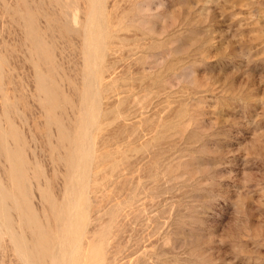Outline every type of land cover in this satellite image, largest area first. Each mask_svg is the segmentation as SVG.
<instances>
[{
    "label": "rangeland",
    "instance_id": "1",
    "mask_svg": "<svg viewBox=\"0 0 264 264\" xmlns=\"http://www.w3.org/2000/svg\"><path fill=\"white\" fill-rule=\"evenodd\" d=\"M0 64V264H264V0H0Z\"/></svg>",
    "mask_w": 264,
    "mask_h": 264
},
{
    "label": "bare ground",
    "instance_id": "2",
    "mask_svg": "<svg viewBox=\"0 0 264 264\" xmlns=\"http://www.w3.org/2000/svg\"><path fill=\"white\" fill-rule=\"evenodd\" d=\"M72 1H73V0H72ZM89 1H90V0H89ZM94 1H95V0H94ZM56 2H57V1H56ZM63 2H64V1H63ZM68 2H69V1H68ZM58 3H60V2L58 1ZM92 3H94V2H92ZM92 3H91V4H92ZM98 3H100V2L98 1ZM65 4L67 5V3H65ZM96 4H97V2H96ZM96 4H95V5H96ZM62 5H63V4H62ZM95 5H94V8H95ZM98 5H99V4H98ZM90 6H91V5H90ZM92 6H93V5H92ZM63 7H64V6H63ZM73 7H74V6H73ZM94 8H93V9H94ZM65 11H66V10H65ZM65 11H64V12H65ZM67 12H68V11H67ZM70 12H71V11H70ZM70 12H69V13H70ZM73 12H74V11H73ZM97 12L99 13V11H97ZM69 13H68V14H69ZM94 13H95V12H94ZM68 14H67V16H68ZM72 14H73V13H72ZM87 14H88V13H87ZM57 15H58V14H57ZM96 15H97V13H96ZM96 15H95V16H96ZM63 16H65V15H63ZM67 16H65L66 19H67ZM69 16H71V15H69ZM87 16H88V15H87ZM93 16H94V15H93ZM71 17H72V16H71ZM74 17H75V16H74ZM91 17H92V16H91ZM91 17H90V18H91ZM96 17H97V16H96ZM72 18H73V17H72ZM86 18H87V17H86ZM33 19H34V18H33ZM63 19H64V17H63ZM95 19H96V18H95ZM99 19H100V18H99ZM72 20H73V19H72ZM63 21H65V20H63ZM96 21H97V20H96ZM68 22L70 23V21H68ZM75 22H76V21H75ZM88 22H89V21H88ZM93 22H94V21H93ZM97 22H98V21H97ZM65 23H66V22H65ZM71 23H72V22H71ZM71 23L68 25V26L71 28L70 30H72V26H70V25L73 24V23H72V24H71ZM78 24H79V23H78ZM78 24H77V25H78ZM88 24H89V23H88ZM33 25H34V24H33ZM75 25H76V24H75ZM91 25H92V24H91ZM68 26H67L66 28H68ZM85 26H87V24H86ZM63 27H64V26H63ZM73 27H74V26H73ZM89 27H90V26H89ZM74 28H77V30L79 29V31H81V27H80V28H78V27H74ZM74 28H73V29H74ZM83 28H84V26H83ZM83 28H82V29H83ZM92 28H94V27L92 26ZM35 29H36V28H35ZM68 29H69V28H68ZM84 29H85V28H84ZM70 30H69V31H70ZM85 30H87V29H85ZM85 30H84V31H85ZM89 30H90V29H89ZM72 31H75V30H72ZM79 31H78V32H79ZM82 31H83V30H82ZM84 31H83V32H84ZM87 31H88V30H87ZM92 31H93V30H92ZM95 31H96V30H95ZM32 32H33V31H32ZM83 32H82V33H83ZM67 33H69V32H67ZM70 33H71V32H70ZM73 33H74V32H73ZM73 33H72V34H73ZM88 33H89V32H88ZM76 34H77V33H76ZM80 34H81V33H80ZM84 34H85V33H84ZM86 34H87V33H86ZM33 35H34V34H33ZM70 35H71V34H70ZM78 35H79V33H78ZM71 36H72V35H71ZM73 36H74V35H73ZM82 36H83V34H82ZM94 36H95V35H94ZM99 36H100V35H99ZM33 37H34V36H33ZM78 38H79V37H78ZM95 38H96V37H95ZM37 39H38V37L35 38L34 40H36V42H37ZM83 39H84V38H83ZM85 39H86V38H85ZM91 39H92V38H91ZM38 40H39V39H38ZM93 40L96 41L97 39L95 40V39L93 38ZM98 40H99V39H98ZM84 41H86V40H84ZM89 41H91L90 38H89L88 42H89ZM105 41H106V40H105ZM36 42H35V43H36ZM41 42H42V41H41ZM86 42H87V41H86ZM100 42H101V40H100ZM38 44H39V42H38ZM88 45H90V42H89ZM37 46H38V45H37ZM85 47H87V44H86ZM88 47H89V46H88ZM89 48H90V47H89ZM102 48H104V46H103ZM85 49L88 50V51H91V50H89V49H87V48H85ZM98 49H99V48H98ZM86 50H85V51H86ZM95 50H96V48H95ZM101 50H103V49H101ZM101 50H100V51H101ZM88 51H86L85 54H87ZM98 51H99V50H98ZM96 52H97V50H96ZM102 52H103V51H102ZM106 52H107V51H106ZM108 52H109V51H108ZM108 52H107V53H108ZM89 53H90V52H89ZM89 53H88V54H89ZM88 54H87V56H90V55H88ZM91 54L94 55V53H91ZM93 55H91V57H92ZM101 55H102V54H101ZM38 56H39V55H38ZM41 56H42V55H41ZM51 58H52V57H51ZM87 58H88V57H87ZM93 58H94V57H92V59H93ZM97 60H98V58H97ZM44 61H45V60H44ZM85 61H86V60H85ZM89 61H90V62H95V61H92V60H89ZM53 62H54V60H53ZM51 63H52V62H51ZM55 63H56V62H55ZM2 64H4V63L2 62ZM3 66H4V68H6L5 65H3ZM3 66H2V67H3ZM57 66H58V65H57ZM0 67H1V64H0ZM4 70H5V69H4ZM105 70H106V69H105ZM6 71L8 72V70H6ZM38 71H39V69H38ZM86 71H87V70H86ZM3 72H4V71H3ZM40 73H41V72H40ZM104 74H105V73H104ZM40 75H41V74H40ZM89 75H90V74H89ZM40 77H41V76H40ZM48 77H49V76H48ZM92 78H93V77H92ZM95 78H96V76H95ZM40 81L42 82V80H39V82H40ZM91 81H92V79H91ZM41 82H40V83H41ZM96 82L99 83V81H97V80H96ZM37 83H38V82H37ZM92 83H93V82H92ZM93 84H94V83H93ZM93 84H92V86H94ZM98 85H99V84H98ZM95 86H96V85H95ZM40 87H42V86L40 85ZM88 87H89V86H88ZM43 88H45V87H42V89H43ZM86 88H87V87H86ZM93 88H95V87H93ZM43 90H46V89H43ZM82 90H83V89H82ZM93 90H94V92H96V93L98 92L96 89H93ZM95 90H96V91H95ZM40 92H41V91H40ZM89 92H90V91H89ZM94 92L92 91L91 94L93 93V95H94V94H95ZM48 94H49V91H48ZM82 94H83V93H82ZM86 94H87V93H86ZM88 95H89V94H88ZM91 96H92V95H91ZM91 96H90V97H91ZM97 96H99V95H96L95 97L97 98ZM84 97H88V96H84ZM92 97H93V96H92ZM96 98H94V100H95ZM80 100H81V99H80ZM84 100H85V99H84ZM94 100L92 99V102H91V100H89V98H88V101H87V102H91V103H93ZM96 100H97V99H96ZM96 100H95V101H96ZM50 101H51V100H50ZM99 101H100V100H99ZM101 101H102V99H101ZM80 102H81V101H80ZM82 102H83V101H82ZM97 102H98V100H97ZM97 102H95L94 104L96 105ZM45 104H46V103H45ZM57 104H58V103H57ZM98 104H100V102H98ZM96 106H97V105H96ZM85 107H86V106H85ZM97 108H98V107H97ZM93 109H94V108H93ZM89 111H90V110H89ZM88 113H89V112H88ZM84 114H85V113H84ZM89 114H90V113H89ZM82 117H83V116H82ZM84 118H85V117H84ZM91 118H93V117H91ZM97 118H98V117H97ZM85 119H86V118H85ZM81 121H82V120H81ZM82 124H84V123H82ZM87 124H88V123H87ZM91 124H92V123H91ZM93 124H95V123H93ZM96 125H97V124H96ZM62 126H63V125H62ZM81 126H83V125H81ZM85 126H86V122H85ZM94 126H95V125H94ZM97 126H98V125H97ZM71 127H72V126H71ZM74 127H75V126H74ZM79 127H80V126H79ZM95 128H96V127H95ZM1 129H2V128H1ZM78 129H79V128H78ZM83 129H85V128H83ZM80 130H81V129H80ZM87 130H88V127H87ZM86 132H87V131H86ZM83 133L86 134L85 132H83ZM89 133H90V132H89ZM89 133H88V135H89ZM92 133H93V132H92ZM84 134H82V135L85 136ZM4 135H5V134H4ZM90 135H91V134H90ZM61 136H62V135H61ZM63 136H64V135H63ZM63 136H62V138H64ZM79 136H80V135H79ZM77 137H78V135H77ZM85 137H86V136H85ZM90 137H91V136H90ZM60 138H61V137H60ZM88 138H89V136H88ZM91 138H92V137H91ZM67 139H68V138H67ZM73 139H74V138H73ZM76 139H77V138H76ZM79 139H80V138H79ZM63 140H65V139H63ZM68 140H69V139H68ZM8 141H9V140H8ZM81 141H82V139H81ZM71 142H72V141H71ZM73 143H74V142H73ZM81 143H82V144H81L82 147L86 144L85 140H83V142H81ZM83 143H85V144H83ZM89 143H90V141H89ZM4 144H5V143H4ZM74 144H75V143H74ZM87 144H88V143H87ZM69 145H70V144H69ZM75 145H76V144H75ZM89 145H90V144H89ZM62 146H63V144H62ZM84 147H86V145H85ZM84 147H83V148H84ZM64 148H65V147H64ZM76 148H77V146H76ZM79 148H80V147H79ZM83 148H82V150H84ZM68 149H69V148H68ZM5 150H6V149H5ZM7 150H8V147H7ZM69 150H71V149H69ZM0 151H1V149H0ZM8 151H9V150H8ZM8 151H7V154H8ZM10 151H11V149H10ZM10 151H9V153H11V152H13V151H15V150H12L11 152H10ZM2 152H3V151H2ZM2 152H0V153H2ZM71 152H72V151H71ZM74 152H75V153H74ZM78 152H79L78 149H77V150H74V151L72 152L74 158H75L76 156H79L80 153L82 154L81 149H80V153H79V154H77ZM13 153H14V152H13ZM72 153H71V154H72ZM90 153H91V152H90ZM7 154H6V152H5V155H7ZM68 154H69V153H68ZM84 154H85V152H84ZM87 154H88V153H86V155H87ZM95 154H96V153H95ZM11 156H13L12 153H11ZM80 156H81V155H80ZM84 156H85V155H83V158H84ZM87 156H88V155H87ZM6 157H8V156H6ZM13 157H14V156H13ZM13 157H12L11 159H13ZM67 157H72V156L69 155V156H67ZM73 157H72V158H73ZM88 157H89V156H88ZM72 158H71V160H72ZM81 158H82V157H81ZM81 158H80V159H81ZM83 158H82V159H83ZM11 159H10V160H11ZM69 159H70V158H69ZM82 159H81V160H82ZM87 159H88V160H91V159H89V158H87ZM10 160H9V161H10ZM15 160H16V159H15ZM71 160H70V161H71ZM81 160H79V161H81ZM84 160H85V159H84ZM92 160H93V159H92ZM16 161H17V160H16ZM79 161H78V162H79ZM82 161H83V160H82ZM21 162H22V161H21ZM68 162H69V161H68V159H67V163H68ZM16 163H17V164H16V166H17L19 162H16ZM86 163H87V162H86ZM92 163H93V162H92ZM68 164H69V163H68ZM71 164H72V163H71ZM12 165H13V163H12ZM72 165H73V164H72ZM88 165H89V164H88ZM88 165H87V167H88ZM12 167H13V166H12ZM26 167H27V166H26ZM67 167H68V166H67ZM69 167H70V166H69ZM69 167H68V168H69ZM73 167H74V166H73ZM73 167H72V169H73ZM77 167H79V165H78ZM12 169L14 170L15 168L13 167ZM19 169H20V167H19ZM21 169H22V168H21ZM23 169H24V168H23ZM76 169H77V168H76ZM13 170H11V171H13ZM68 170H71V169H68ZM77 170H78V169H77ZM20 171H22V170H20ZM26 171H27V170H26ZM73 171H75V170L73 169ZM78 171H79V170H78ZM86 171H88L87 168H86ZM86 171H85V172H86ZM92 171H93V170H92ZM14 172H15V171H14ZM69 172H70V174H72L71 171H69ZM85 172H83V173H85ZM16 173H17V172H16ZM78 173L80 174L81 172H78ZM78 173H77V175H79ZM13 174H14V173H13ZM86 174H87V172H86ZM11 175H12V174H11ZM11 175H10V176H11ZM17 175L19 176V174H16V175H15V178L17 177ZM72 175H73V174H72ZM74 175H76V174L74 173ZM81 175H82V174H81ZM81 175H80V176H81ZM89 175H90V174H88V176H89ZM70 176H71V175H70ZM88 176H87V177H88ZM11 177H12V176H11ZM13 177H14V175H13ZM84 177H86V176H84ZM21 178H22V177H20V180H21ZM68 178H70V177H68ZM73 178H75V177H73ZM90 178H91V177H90ZM17 179H18V178H17ZM17 179H15V183H16V180H17ZM10 180H11V179H10ZM13 180H14V179H13ZM22 180H23V179H22ZM22 180H21V182H20L19 179H18V181H19L20 183L17 182V184L19 183L18 185H21V183L23 182ZM88 180L91 181V179H89V178H88ZM88 180H87V182H88ZM25 181H26V180H25ZM25 181H24V182H25ZM29 181H31V180H29ZM70 181H71V180H70ZM0 182H1V181H0ZM9 182H10V181H9ZM27 182H28V181H27ZM75 182H76V181H75ZM77 182H78V181H77ZM82 182H83V181H82ZM67 183H68V182H67ZM89 183H90V182H89ZM23 184H24V187H23V188H27L28 183H27V185H26L25 183H23ZM68 184H70V183H68ZM76 184H77V183H76ZM76 184H75V186L78 185V184H77V185H76ZM79 184H80V181H79ZM86 184H87V183L85 182V184H84V185H85V188L87 187ZM4 185H5V184H4ZM4 185H2V186H4ZM18 185H17V189H18L19 187L22 186V185H21V186H18ZM25 185H26V187H25ZM82 185H83V184H82ZM87 185H88V184H87ZM12 186H14V189H16V188H15V184H12ZM69 186H70V185H69ZM83 187H84V186H83ZM83 187H81V188H83ZM72 188H73V187H71L70 189H72ZM75 188L79 189L78 187H75ZM6 189H7V188H6ZM28 189H29V188L24 189V190L22 189V191H23V192H27ZM70 189H69V190H70ZM3 190H4V189H3ZM25 190H26V191H25ZM82 190H83V189H82ZM85 190H86V189H85ZM18 191H19V190H18ZM20 191H21V190H20ZM22 191H21V192H22ZM70 191H71V190H70ZM70 191H69V193H71ZM73 191L75 192V190H73ZM73 191H72L71 194L73 195V197H76V194H75V196H74ZM79 191H80V190H79ZM5 192H6V191H5ZM7 192H9V191H7ZM7 192H6V193H7ZM10 192H11V191H10ZM10 192L8 193L9 195L7 194V195H8V196H7L5 193L2 192V190H1V188H0V206L3 205L2 203H4V202L6 203V202H7V201H5V199H7V198H8V199H7L8 201L15 199V198L12 199V197H14L13 195H12V197H11V194L15 193V191H14V192L12 191L13 193L11 192V194H10ZM81 192H82V191H81ZM16 193H18V192H16ZM26 194H29V193L27 192ZM26 194L24 193V195H26ZM78 194H79V196H80V198H81L80 193H78ZM78 194H77V195H78ZM81 194H82V193H81ZM84 194H85V193H84ZM14 195H15V194H14ZM18 195H21V196H22L21 193H20V194L18 193ZM31 195H32V194H31ZM15 196H16V195H15ZM21 196H20V197H21ZM79 196H78V197H79ZM10 197H11V199L9 200ZM68 197H69V196H68ZM70 197H71V196H70ZM78 197H77V198H78ZM17 198H18V200H19V197H17ZM24 198H27V200H28V197H24ZM29 198H30V197H29ZM66 198H67V197H66ZM80 198H79L78 200H80ZM81 199H82V198H81ZM3 200H4V202H2ZM20 200H22V199L20 198ZM68 200H69V199H68ZM70 200H71V199H70ZM78 200H77V201H78ZM14 201H15V200H13V202H14ZM24 201H26V200H24ZM24 201H22V202H24ZM28 201H29V203H27V204H29V207H30V203H31V202H30V199H29ZM62 201H63V200H62ZM66 201H67V200L64 201L65 204H66ZM77 201H76V202H77ZM89 201H90V200H89ZM10 202H11V201H10ZM13 202H11V204H12ZM15 202H16V201H15ZM22 202H18V203H17V207H16L17 210H20V209H21L20 207H21V205L23 204ZM26 202H27V201H26ZM26 202H24V203L26 204ZM69 202H71V201H69ZM20 203H22V204L20 205ZM14 204H15V203H14ZM18 204L20 205V207H19L20 209H18ZM62 204H63V202H62ZM65 204H64V205H65ZM68 204H69V203H68ZM77 204H78V203H77ZM15 205H16V204H15ZM15 205L12 204V206H15ZM23 205H24V204H23ZM23 205H22V206H23ZM66 205H67V204H66ZM3 206H5V204H4ZM3 206H2V207H3ZM24 206H25V205H24ZM2 207H1V208H2ZM8 207H9V208H8ZM10 207H11V205H10V206H7L6 210H7V211H8V210L10 211V209H11ZM25 207H26V206H25ZM63 207H64V206H63ZM68 207L70 208V204H69ZM76 207H77V212H78V210H79L78 205H77ZM13 208H14V209H13ZM23 208H24V207H23ZM69 208H68V209H69ZM71 208H72V207H71ZM3 209L5 210V207H3ZM3 209H1V210H3ZM16 209H15V207H12V210L15 211ZM30 209H32V208L30 207ZM30 209L27 210V214L30 212V211H29ZM57 209H58V208H57ZM64 209H66V207H64L62 210L64 211ZM75 209H76V208H75ZM6 210H5V211H6ZM23 210H25V208H24ZM81 210H82V209H81ZM25 211H26V210H25ZM28 211H29V212H28ZM32 211H33V210H32ZM68 211L71 212V211H74V210H73V209H69ZM79 211H80V210H79ZM2 212H3V211H2ZM11 212H12V211H11ZM11 212H10V213H11ZM64 212H65V211H64ZM64 212H63V213H64ZM81 212H82V211H81ZM0 213H1V211H0ZM3 213H4V214H3ZM3 213H2V215H1L0 217H1V218L3 217L2 219L4 220V216H3V215H7L8 213H7V214H5V212H3ZM59 213H60V212H59ZM59 213H58V214H59ZM63 213H62V215H63ZM75 213H76V212H75ZM75 213H74V212H73V213L71 212V214H70V215H71V218H72L73 215H74L76 220H78V219L80 220L81 218H78V219H77L76 216L78 217L79 215H82V214H79V215H78V213H76L77 215H75ZM20 214H24V212H22V213L20 212ZM25 214H26V213H25ZM25 214H24V215H25ZM35 214H36V213H35ZM66 214H68V213H66ZM72 214H73V215H72ZM9 215H11V214H9ZM9 215H8V216H9ZM29 215H31V213H29ZM59 215H60V214H59ZM8 216H6V218H8ZM68 216H69V215H68ZM26 217L28 218L27 215H26ZM33 217H34V216H32V219H33ZM61 217L66 218V217H64V216H61ZM79 217H80V216H79ZM82 217H83V216H82ZM84 217H85V216H84ZM1 218H0V219H1ZM11 218H12V217L9 216V219H11ZM23 218H24V217H23ZM63 218H62V219H63ZM68 218H70V216H69ZM9 219H8V220H9ZM73 219H74V217H73ZM75 219H74V220H75ZM3 220H1L0 223H2ZM6 220H7V219H5L4 222H5ZM8 220H7V221H8ZM24 220H25V218H24ZM28 220H29V218H28ZM28 220H27V221H28ZM63 220H64V219H63ZM70 220H71V219H70ZM70 220L68 219V222H67L66 219H65V221L60 222V224L63 223V222H67V223H69ZM79 220L77 221V222H78V223H77L78 226L74 224V225L77 226V227L80 226V225H79V222H80ZM81 220H82V219H81ZM20 221H21V220H20ZM25 221H26V220H25ZM25 221H24V222H25ZM27 221L25 222L26 224H27ZM29 221H30L31 223L33 222V221H31V220H29ZM73 222H74V221H73ZM82 222H83V220H82ZM84 222H87V220L84 221ZM5 223H6V225H8L9 223H13V222H10V220H9V223H8V224H7V222H5ZM28 223H29V222H28ZM67 223H66V224H67ZM19 224H21V223H19ZM36 224H37V223H36ZM38 224H39V223H38ZM70 224H71V223H70ZM70 224H68V225H70ZM85 224H86V223H85ZM85 224H84V225H85ZM9 225H12V224H9ZM9 225L5 227V224H3V226H4L5 229H7V228L9 229V228L11 227V226H9ZM29 225H30V223H29ZM55 225H56V224H55ZM61 225H62V224H61ZM68 225H67V226H68ZM72 225H73V224H72ZM84 225H83V226H84ZM89 225H90V224H89ZM12 226H13V227H12L13 229H12V228L9 229V230H11V231L14 230V225H12ZM15 226H16V225H15ZM21 226H22V225H21ZM31 226H32V227H31ZM31 226H30V228H31V230H32V228H34V226H33V225H31ZM35 226H36V225H35ZM81 226H82V223H81ZM1 227H2V226H1ZM1 227H0V228H1ZM27 227H28V226H27ZM38 227H39V226H38ZM38 227H37V230H38ZM58 227H59V226H58ZM60 227H61V226H60ZM64 227H65V226H64V224H63L62 228H64ZM77 227H74L75 229H74L73 227H72L73 229H70L71 227L69 226V227H68V230L66 231V234H67L68 236L64 233V232H65V229H62V230H64L63 233L65 234V235L62 234V236L67 237L66 239H65L64 237H62V236H61L62 238L59 239L60 235L57 233V234L59 235V237H57L59 240H58V241L56 240V242H58V243H57V245L55 246V248H54V245H53L52 248H53L54 250H53L52 253L48 252V250L51 249V246H52V245H50V243H51V240H53V239L49 240L50 238L48 237V235H46V236L44 235L46 232L43 233V231H42V230H44V229H40V228H41V227H40V228H39V231L41 230L42 232H41V231H40V233L38 232L39 234H38L37 236L41 237L42 235H44V238L47 237L48 239L45 238L44 240H42V239H40V238L38 237V238H39V241H40V240H41V241H40V243H39V242H37V243L42 244V243H43L42 241H46L47 243H43V244H44L45 246H46V244H49V245H50V246H49L50 249H49L48 245H47L48 248H46L45 246L43 247V246L41 245V246L43 247V249H46L45 254H44V257H45V258H43V260H44V261H47V260H48L47 258L50 257V258H52V261H53L52 264H73V262H75V261H74L75 258L78 257L77 255L79 254V252L82 251V250H79V249H81V248H80V247H81V246H80V245H81L80 242L82 241L83 238L81 239V237L79 236V233H80V232L78 231L79 228L77 229ZM85 227H86V225H85ZM88 227H89V226H88ZM4 228H2V230H3ZM22 228H23V226H22ZM65 228H66V227H65ZM54 229H55V228H54ZM81 229H82V228H81ZM84 229H85V228H83V230H84ZM0 230H1V229H0ZM2 230H1V233H2V235H3V232H4L5 230H4L3 232H2ZM9 230H6V231L8 232ZM15 230H16V229H15ZM31 230H30V231H31ZM35 230H36V229L34 228V231H35ZM60 230H61V229H60ZM60 230H59V231H60ZM62 230H61V231H62ZM85 230H87V228H86ZM85 230H84V231H85ZM27 231H28V230H27ZM34 231H33V233H35ZM44 231H45V230H44ZM59 231H58V232H59ZM61 231H60V233H62ZM80 231H81V230H80ZM84 231H83V232H84ZM81 232H82V231H81ZM83 232H82V233H83ZM87 232H88L89 237H90L92 234L90 235V233H89L88 230H87ZM1 233H0V234H1ZM9 233L11 234L10 231H9ZM12 233H13V232H12ZM14 233H17V232L14 231ZM22 233H23V232H22ZM33 233H32V234H33ZM82 233H80V235H81ZM85 233H86V232H85ZM5 234L8 235V233H6V232H5ZM36 234H37V231H36ZM41 234H42V235H41ZM47 234H48V233H47ZM52 234H53V233H52ZM93 234H95V233H93ZM12 235H13V234H12ZM12 235H11V237H10V236H9V237L12 238ZM18 235H20V234L17 233V236H16V235H15V236H16V237H19ZM15 236L13 235V238H15ZM33 236H34V235H33ZM35 236H36V235H35ZM35 236H34V237H35ZM53 236H54V235H53ZM53 236H52V237H53ZM81 236H83V235H81ZM85 236H86V234H84V237H85ZM95 236H96V235H95ZM95 236L92 235L91 237H95ZM2 237H3V236H2ZM20 237H21V236H20ZM20 237H19V238H20ZM55 237H56V236H54V238H55ZM87 237H88V236H87ZM96 237H98V236H96ZM0 238H1V237H0ZM3 238H4V237H3ZM19 238H16V239H17V241H16L17 243H19V240H20ZM23 238H24V237H23ZM23 238H21V240H20L21 243H22ZM38 238H37V239H38ZM42 238H43V237H42ZM1 239H2V238H1ZM16 239H12V240H14L13 242H15ZM35 239H36V237H35ZM37 239H36V241H38ZM55 239H56V238H55ZM86 239H87V238H86ZM89 239H91V238H88V240H89ZM95 239H96V238H95ZM95 239L93 238V240H95ZM99 239H100V238L98 237L97 240L100 241ZM48 240H49V242H48ZM88 240H86V242H85L86 244H87ZM93 240H91V242L94 244L97 240H96L95 242H93ZM83 241H85V240L83 239ZM83 241H82V242H83ZM3 242H4V241H3ZM23 242H25V241L23 240ZM41 242H42V243H41ZM53 242H54V241H53ZM53 242H52V243H53ZM82 242H81V243H82ZM89 242H90V240H89ZM89 242H88V244H89ZM11 243H12V241H11ZM33 243H34V242H33ZM37 243H36V244H37ZM54 243H55V242H54ZM85 243H84V244H85ZM92 243H91V244H92ZM97 243H98V242H97ZM100 243H101V241H100ZM0 244H1V241H0ZM13 244H14V243H13ZM25 244H26V242H25ZM27 244H30V243L28 242ZM27 244H26V245H27ZM39 244H38V245H39ZM88 244H87V245H88ZM91 244H90V245H91ZM93 244H92V245H93ZM1 245H2V244H1ZM18 245H20V247H21V244H20V243H19ZM18 245L16 244V247H17ZM26 245H25V246H26ZM90 245H89V246H90ZM98 245H99V243H98ZM5 246H6V245H5ZM11 246H12V245H11ZM22 246H23V245H22ZM25 246H24V248L27 247L29 251L25 249V250H24V253H25V252L30 253V249H31V247H28V246H30V245H27L26 247H25ZM36 246H37V245H36ZM39 246H40V245H39ZM41 246H40V247H41ZM93 246H95V247H91V246H90V247H91L90 250H89V248L87 249V248L84 247V248L86 249V250H85V249L82 247L83 250H85L84 252L82 251V252L84 253V255H83L84 258L81 257L82 255H79V256H80V258H83V260H85V263H86V264H95V263L97 262V261H95V260L92 259V258H91V261H88V260H89V257L92 256V255H89V254H88L89 251L92 252V251H93L92 248H94V251L97 249V248H96V245H93ZM12 247H14V246H12ZM16 247L14 248V249H16V251H20V250L22 249V248L18 249V247H17V248H16ZM34 247H35V246H34ZM37 247H38V246H37ZM40 247L37 248V249H40ZM86 247H87V246H86ZM97 247H99V246H97ZM0 248H1V247H0ZM29 248H30V249H29ZM99 248H101V247H99ZM12 249H13V248H12ZM17 249H18V250H17ZM91 250H92V251H91ZM97 250H98V249H97ZM99 250H101V249H99ZM3 251H4V250H3ZM16 251H15V252H16ZM21 251L23 252V249H22ZM21 251H20V253H21ZM32 251H33V250H32ZM40 251H41V250H39V252H40ZM78 251H79V252H78ZM94 251H93V252H94ZM46 252H47V253H46ZM5 253H6V252H5ZM20 253L18 252V254H20ZM43 253H44V252H43ZM2 254H3V253H2ZM22 254H23V253H22ZM26 254H27V253H26ZM30 254H31V253H30ZM34 254H35V253H34ZM36 254H37V253H36ZM40 254H41V252L39 253V255H40ZM80 254H81V252H80ZM20 255H21V254H20ZM31 255H33V254H31ZM16 256H17V255H16ZM22 256H25V254H23ZM22 256H20V258H21ZM26 257L28 258L27 255H26ZM30 257H31V256H30ZM24 258H25V257H24ZM27 258H26V259H27ZM32 258H33V256H32ZM34 258H36V255H35ZM80 258H79V259H80ZM39 259H40V258H39ZM46 259H47V260H46ZM79 259L77 258L78 261H77V260H76V261L79 262ZM87 259H88V260H87ZM23 260H25V259H23ZM30 260H31V259H30ZM33 260H34V259H33ZM50 260H51V259H49V263H51ZM80 260H82V259H80ZM83 260H82V261H83ZM102 260H103V259H102ZM25 261H26V260H25ZM25 261H24V262H25ZM44 261H43V262H44ZM87 261H88V262H87ZM30 262H31V261H30ZM33 262H34V261H33ZM25 263H26V262H25ZM27 263H28V262H27ZM27 263H26V264H27ZM34 263H36V262H34ZM34 263H33V264H34ZM81 263H82V262H81ZM81 263H80V264H81ZM29 264H31V263H29ZM42 264H43V263H42ZM75 264H76V263H75ZM77 264H78V263H77ZM82 264H84V263H82ZM101 264H102V263H101Z\"/></svg>",
    "mask_w": 264,
    "mask_h": 264
}]
</instances>
